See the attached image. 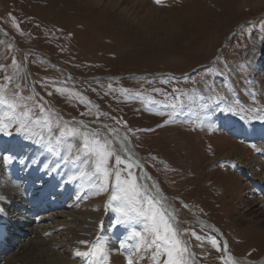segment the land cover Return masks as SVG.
Instances as JSON below:
<instances>
[{
  "label": "rangeland",
  "instance_id": "rangeland-1",
  "mask_svg": "<svg viewBox=\"0 0 264 264\" xmlns=\"http://www.w3.org/2000/svg\"><path fill=\"white\" fill-rule=\"evenodd\" d=\"M26 13L33 18L18 16ZM1 30L11 43L0 35V83L9 84L10 89L15 86L16 81H5L2 66L23 49L64 58L60 63L33 64L39 94L21 89V96L35 98L27 103L42 101L65 120L83 121L90 130L100 129L103 137H114V142L121 138L132 152L145 159L165 193L182 197L227 233L230 250L240 263L264 257V199L258 197L262 188L256 189L254 183L264 181V159L256 154H262V149L257 146L247 150L245 144L238 145L223 134L221 127L228 120L226 115L235 125L238 118L247 116L264 123V72L255 69L257 59L264 56V0H161L159 4L155 0H0ZM62 39L66 41H59ZM2 95L11 100L10 93ZM172 104L176 107H170ZM25 110L18 108L17 115ZM4 111L8 109L0 108ZM170 117L171 122L166 123ZM104 121L118 129L119 135L97 124ZM219 128L221 134L217 133ZM10 131L16 133L15 127ZM0 135L12 136L4 132ZM113 147L117 150L116 145ZM27 152L30 156L34 151ZM61 158L62 153L38 150L32 169L51 165V175L58 171L57 175L63 174L62 181H67L60 194L86 189L94 197L84 196L71 211L66 210L70 215L64 214L65 218L54 222L50 219V228L39 231L41 235H63L64 239H56L60 247L56 250L68 254L71 264H104L107 251L100 237L125 227L116 224L117 214L106 206L111 184L108 195L96 197L99 192L95 188H86L92 175L82 177L78 162L63 165ZM6 162L0 161L2 185ZM237 168L244 174L236 175ZM132 172L152 195L153 188L141 170L133 167ZM36 174L47 179L40 171L32 176ZM245 175L251 176V182ZM25 179L32 182L30 176ZM16 190L9 191L12 202ZM173 200L178 221L171 222L178 225L181 239L192 253L188 264H232L215 236L194 226L183 227L186 224L182 221L193 220L196 213L179 199ZM70 218L76 223H70ZM63 220H69V224L60 231L58 222ZM87 220L102 225L93 229L92 239L87 240L91 244L85 246L96 251L81 258L75 256L83 249L75 245L74 235L83 231ZM135 227L142 231V225ZM49 229L52 232L46 233ZM36 235L31 240L34 236L37 240ZM65 240L72 241L63 244ZM125 241L124 249L121 243L115 246L122 249L119 255L107 252L108 264H128L129 258L134 264H154L152 252L142 250L134 255L135 241ZM157 260L163 264L166 257Z\"/></svg>",
  "mask_w": 264,
  "mask_h": 264
},
{
  "label": "snow or ice",
  "instance_id": "snow-or-ice-1",
  "mask_svg": "<svg viewBox=\"0 0 264 264\" xmlns=\"http://www.w3.org/2000/svg\"><path fill=\"white\" fill-rule=\"evenodd\" d=\"M155 2L159 4L161 0H155ZM12 63L16 72L11 76L6 75L5 81L9 83L16 81L15 87L10 89L9 84L0 83V108L8 109V111L0 112V132L12 135L10 129L15 127L16 134L29 140H35L38 144L44 143L49 153L59 155L62 148L66 149L67 154L64 156L66 163L75 164L83 160L85 166L90 164L93 169L91 173L94 178L91 181L93 188L100 193H109L111 184L106 206L112 208V211L117 214L116 224L118 226H127L131 229L127 239L135 241L133 254L142 250L150 251L154 264H161L157 257H166L163 264H188L192 253L187 247V242L181 239V230L178 225L171 222L176 219L175 216L170 218L162 206L158 207L160 201L156 196L159 193L155 196L149 195L144 185L139 183V176L132 172L133 167L139 168L140 165L135 163L130 155L122 158L113 147L112 137H103L100 129L90 130L83 121L65 120L47 108L42 101L27 103L33 102L35 98L31 95L28 97L20 95V90L26 86V77L19 75V65L15 59ZM56 91L64 90L57 89ZM4 93H10L11 100L6 99L2 95ZM176 99L180 98L176 97ZM170 107L175 108L176 105L172 104ZM18 108L27 110L17 115ZM168 122H171V117L166 123ZM104 127L108 126L104 125ZM110 131L119 135L116 128ZM125 150H127V142L120 149V151ZM113 157L114 163L110 164ZM5 159L8 163L12 162L11 157H5ZM81 175L85 173L82 172ZM152 187L155 186L152 185ZM2 199L3 197H0V200ZM2 211L3 209H0V212ZM136 225H142V231L136 230ZM192 235L196 240L201 241V237L195 232ZM79 243L87 246L88 242L80 240ZM211 244L216 247L217 251H220L215 240H212ZM104 247L107 248V245ZM120 247H125L123 241ZM94 251H96L95 248L92 251L77 250L75 256L88 258L93 255ZM103 261L104 264H108L107 252L104 253ZM128 264H134V261L129 258Z\"/></svg>",
  "mask_w": 264,
  "mask_h": 264
},
{
  "label": "bare ground",
  "instance_id": "bare-ground-1",
  "mask_svg": "<svg viewBox=\"0 0 264 264\" xmlns=\"http://www.w3.org/2000/svg\"><path fill=\"white\" fill-rule=\"evenodd\" d=\"M100 3H101V1H100ZM114 3H115V1H114ZM130 13H132V12H130ZM128 15H130V14H128ZM131 16L132 15H130V18H131ZM242 131L244 132V130H242ZM252 132H253V136H254L253 140L258 139V138H263L264 137V126H260L258 124V126L249 127V130L246 133L250 134ZM25 143L26 144H31V143L38 144L35 140H29V139H27V141H25ZM115 143H116L117 148L119 150L122 148V146L124 144L119 138H116ZM13 144H15V145L16 144H21V142H17L15 140L13 142ZM36 150L37 149H35L34 153L30 157H28L27 159H23L21 157L20 151H18V150H13L12 151V154L15 157L20 158V162H19V169L20 170H21V166H24L26 169H28L29 171H31L32 166L34 165V161H35V159H37L36 158V156H37L36 155ZM65 152H66V150H65ZM66 154L67 153H65V155ZM64 156H63V160H64ZM139 159H140V161L142 163V159L141 158H139ZM263 159H264V157H263ZM263 162H264V160H263ZM78 163L81 166L82 172L85 173V176L88 174L89 171L92 172V167H91L90 164L87 165V166H85L84 163H83V160L80 161V162H78ZM14 168H15V165H14ZM39 171L41 172V174H45V176H46L45 178L48 177V173L45 171V166L44 165H41V168L40 169H38L37 171H33V172L34 173H37ZM246 171L249 172V170H246ZM21 172L23 174H25L23 171H21ZM36 176H37V174H36ZM53 178H55V179H53ZM53 178L50 179V180H48L47 183H46V185H43L41 188H38L36 191H38V190L44 191L43 193L46 194V195L48 194L50 200L55 205H57L60 209H63L64 208L65 203H66V201H64V199H66V198H69V199L72 200V202H71L72 204H69L66 207L67 208L66 210H70L71 207H73V206L75 207V206H77L78 203H81L82 202V199L84 198V196L87 199H88L89 196H91V198L94 197L91 194H87L86 189H82V190H85L86 192L85 191H81V192H76V193H69V192H67L65 190V191H63V194H60L59 193V189H61V187H64V186L67 187L66 186L67 181L66 180L65 181H62V183L59 184L58 180L56 179V176H53ZM93 179H94L93 177L89 179L88 184L86 185V188L87 189H89L90 187H92L91 181ZM55 180L58 183H56ZM61 180H63V177H62ZM4 181H5L4 182V185L1 184V191L4 193V197H3L2 200H0L1 207H2L1 209H3V211L0 212V230L3 233H5V228L7 227L6 225H7V219H8V218L6 219L7 216L5 214V210L7 209V207L9 206V204L11 203L10 198H9V193H12V192H9V191H11V190L14 191V190H16L18 188L21 189V187H19L17 184H13L12 185L7 180H4ZM30 183H31V181L27 182V184H25V185H29ZM254 183H255V185H258L256 187V189L258 187H259V190L261 188L264 189V181H261L259 184L257 183V181H254ZM153 185H157V183L156 184H153ZM17 186H18V188H17ZM155 189H156V192L159 193V195L157 196V198L160 200L161 205L162 206H165L167 208H170L169 205H168V204H170L169 199L164 194V192L162 191L161 187L158 185V186H156ZM55 191H57V193L59 194L58 197L54 194ZM61 191H62V189H61ZM100 194H102V193L99 192L96 197H98ZM154 195H156V194H154ZM163 195H165V196H163ZM161 198H163V199H161ZM87 199L84 200V201H87ZM21 203H24V202H21ZM70 211H68V212H70ZM65 213H66V211H65ZM70 214L71 213H68L67 216L70 215ZM67 216H65V217H67ZM65 217L63 215V216H60L58 218H65ZM49 218L52 219L51 220L52 222H53V219H56L54 217L53 218L52 217H49ZM44 220L41 221L40 223H49L50 222V219H48V220L46 219V221H44ZM69 220H70V223H74V224L76 223L75 219L72 220V218H70ZM68 221L67 222H65L64 220L62 222L59 221L58 222V224H59L58 225V229L61 231V228H64V226H68V224H69ZM197 222H198V225L200 227L204 228L206 231H209L210 230V231L214 232V230L208 229L209 223L208 224H205V223L202 224L201 219H197ZM101 225H102V223H100L98 225L97 220H89V221L87 220V226L83 228V231L80 234L75 233V235H74V237H76V244L75 245L77 247L80 246L81 249H83L85 247V245L80 244L79 241L80 240H86L87 241L89 239H92V236L91 235H93V232H92L93 229L96 226H101ZM28 226H30V224H28ZM46 227H47L46 225H43V226H40L39 228H36L34 230L33 234H37L36 237L39 236V238H36L37 240H34L35 239V236H34V239H32V240H31V238L28 239L26 242H24L25 241L24 240L23 242L25 244H21L20 246H17V248L15 249V250H17V252L14 253L11 257L7 258L3 264H16L15 263L16 261H18V264H71L70 259L67 256L68 254L65 255L62 252L56 250V247L57 248L59 247V244L56 241V239L63 238V235H61L60 231H59L60 234L57 237H53V234L54 233L53 234H46L45 235L44 234L45 232H43V235H45V236L41 235L40 231H42V229L43 228L45 229ZM115 229L116 230L112 231V234L111 235H109V236L102 235V236H104V239L103 240H104L105 245H107V248L106 249H107L108 253H112L114 255H119L117 253H119L124 248H122L121 250H118L115 246L116 245L118 246L122 241L126 242L125 239L127 238V233L129 231V228L125 226V227H121L119 229H117V228H115ZM49 232H52V231L49 229V231H47L46 233H49ZM39 233H40V235H39ZM218 234L221 236L220 239L223 242L224 246L228 249V255L230 256V258L232 259V261L233 262L235 261L237 264H242L239 261H237L238 258L236 256H234L232 254V252L230 251V249H229V241H228V238H227L226 234L224 232H222L221 230H220V232ZM48 237H51L52 241L49 240ZM71 241L72 240H65L63 242V244H66V243L68 244ZM90 244L87 243V245H90ZM77 247H76V249H77ZM263 263H264V257H262L261 259H258V260H254V259L249 258V259H247V262H246V264H263Z\"/></svg>",
  "mask_w": 264,
  "mask_h": 264
},
{
  "label": "flooded vegetation",
  "instance_id": "flooded-vegetation-1",
  "mask_svg": "<svg viewBox=\"0 0 264 264\" xmlns=\"http://www.w3.org/2000/svg\"><path fill=\"white\" fill-rule=\"evenodd\" d=\"M64 59V58H63ZM54 60H59L58 59V57H56ZM12 61L13 60H9V75H12V74H14L15 72H16V69L13 67V63H12ZM17 63V62H16ZM17 65H19V75L20 76H24V77H26V82H25V84H26V88H29V83H28V76L26 75V73H25V71H24V68H23V66H22V64L21 63H17ZM163 196H165V195H163Z\"/></svg>",
  "mask_w": 264,
  "mask_h": 264
}]
</instances>
